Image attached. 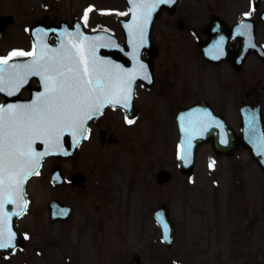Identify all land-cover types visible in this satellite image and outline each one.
I'll use <instances>...</instances> for the list:
<instances>
[{"label": "rangeland", "instance_id": "1", "mask_svg": "<svg viewBox=\"0 0 264 264\" xmlns=\"http://www.w3.org/2000/svg\"><path fill=\"white\" fill-rule=\"evenodd\" d=\"M180 1L206 4L217 0ZM0 3L6 11L13 12L17 17V23L7 25L6 35L0 38V55L7 54L10 42L17 41L20 33L17 28L21 23L20 12L23 7L50 9L59 17L69 18L84 15L85 8L93 5L85 26L88 29H106L121 37L122 30L118 18L127 15L120 14L127 13L123 0H0ZM101 9L115 11L102 12ZM155 23L156 21L154 26ZM189 48L187 42L184 49ZM180 62L188 71V66L194 64L195 59L191 58L190 54L187 56L183 53ZM263 80L264 76L260 74L251 82H258L260 85ZM188 85L193 86L194 82L191 81L185 86ZM226 100L225 105L220 104L214 108L224 113L229 123L237 130V104L233 106L232 94ZM137 104L144 105L140 101H137ZM144 108L143 106L140 116L142 131L134 133V153L128 155L120 152L119 160L107 159V153L102 154V158L95 155L89 158L90 163H97L99 174L112 178L111 181H88L85 190L81 191H70L65 187L57 190L45 178L48 177L46 168L52 161L46 159L43 162L40 173L27 182V210L15 220L16 229L28 234L25 236V244L5 256L0 254V264H133L135 253L140 259L138 264H160L157 259H150L147 252L150 246L153 252L165 256L161 264H195L199 259H183L182 246L184 236H187L189 239L186 244L192 253L194 239L205 230L203 226L206 224L199 222L197 212L211 215L212 211L216 210L220 211L221 215V210L227 211L233 216V220L245 214L242 212L245 209L242 191L236 186L239 181L234 180L235 174L240 175L245 154L239 152L233 158L212 159L208 145H202L194 165L195 179H183L177 169L174 153L177 135L175 119L166 111L159 118V122L156 121L155 128L160 131L162 126L165 134H168V139L164 140L167 143H163V149L159 151L157 145L153 147L148 139L145 140L147 121ZM162 110L165 111L166 107ZM81 155L87 156L83 152ZM161 156L163 161L160 160ZM210 161H214L211 168ZM162 163L172 171L173 179L160 185L156 183L154 175ZM256 177H263L259 180L262 191L253 193V203L256 205L251 211L260 212L259 217L263 214L264 220V176L256 174ZM53 197L71 205L72 216L68 221H49L46 204ZM161 203L166 204L176 228L174 242L168 248L161 243L159 230L152 218L153 209ZM186 216L188 218H185ZM230 222L232 223V220ZM228 227L226 226L227 229ZM253 231V245L247 249L248 258L235 257L233 254L234 258L226 264H264V221L261 233L257 234L256 228ZM258 250L260 260H257ZM208 255L211 257V250ZM250 255L254 258L251 259Z\"/></svg>", "mask_w": 264, "mask_h": 264}, {"label": "flooded vegetation", "instance_id": "2", "mask_svg": "<svg viewBox=\"0 0 264 264\" xmlns=\"http://www.w3.org/2000/svg\"><path fill=\"white\" fill-rule=\"evenodd\" d=\"M206 2L210 1L207 0ZM246 11H251L249 17L242 15ZM263 13L264 0H217L206 4L189 1L181 2L179 0L173 10L163 8L152 29V44L144 51V56L151 65L152 77L146 83L141 81L136 83L134 106L131 109L129 108L128 111L119 106L115 108L106 106L100 115L92 118L88 122L89 134L83 138L71 156L65 158L50 156L46 158L52 161L49 167L46 168L48 177L45 176V178L47 181H57V179L52 180V175L58 170L66 184L54 187L57 190L65 187L70 191H81L85 190L88 181H107L108 179L111 181L112 178L99 174V168L96 167L97 163L94 161L90 163L89 158L93 155L102 158L104 157L102 154L107 153V159L119 160L121 153L128 155L134 153L132 144H135V132L142 131L140 116L143 106L145 107L144 113L147 121L145 140L148 139L153 147L157 145L159 151L163 149L162 144L167 143L164 140L168 139V134H165L162 126H160L161 130L158 131L155 128V123L166 111L175 119L176 111L181 106L206 102L215 110L214 107L220 104L225 105L227 97L232 94V104L233 106L237 104V112L240 106L259 105L261 118L264 122V80L260 85H258V82H251L254 77L260 74L264 76ZM8 15H10L9 18H7ZM0 17L10 20L6 26L17 23L15 14L6 11L1 3ZM74 17L79 18L82 25L87 28L82 19L83 14L67 18L59 17L58 14L52 13L50 9L41 10L29 6L23 7L20 12L21 23L17 28V31L20 32L17 41L10 42L9 49L6 52L13 48L31 49L33 40L30 28L36 22L43 21L42 27L45 28L50 23H58L60 20L71 22ZM241 20H245L251 25L248 34L236 32V27ZM6 26L0 38L6 35ZM209 33L213 34L218 40L221 36L225 38L222 45L223 55L215 52V44L213 45V52L217 57L214 60L205 58L200 50V44L208 40ZM252 35L254 42H250ZM57 37L56 34H47L46 39L48 38L50 42H56ZM118 38L123 40L124 37L122 35ZM187 42L190 48L185 50L184 46ZM183 53H186L187 56L190 54L191 58L195 59V63L188 66V71L181 66L180 61ZM218 57L224 58L218 59ZM19 58L24 59L26 57ZM191 81L194 82L193 86H185L187 83L190 84ZM39 86L42 87L39 77H32L28 85L20 91V97L23 99L29 98L31 88H38ZM2 101L3 96L0 93V102ZM137 101L144 103V105L139 106ZM165 107L166 110L163 111L162 108ZM215 111L222 113L217 109ZM126 116L132 119L131 124L125 119ZM237 116V128H239V114ZM177 137L178 134L174 141L176 166ZM207 144L209 143L207 142ZM208 148L210 152H213L210 144ZM82 152L87 156H82ZM239 152L244 153L245 158L240 175L235 174L236 178L234 180L239 181L236 186H239L242 191L245 208L242 212L245 214L233 220V216L227 211L221 210V215L219 214L220 211L216 210H213L211 215L197 212L199 222L206 224L203 226L205 230L194 239L192 253L186 244L189 238L184 236L182 246L184 260L191 257L194 260L199 259L195 261V264L211 262L213 264H226L227 261L234 258L233 254H235V257L247 259V249L253 245V229L256 228L257 234L261 233L264 221L263 214L259 217L260 212L255 213L251 210L256 205L253 203L255 195L253 193L258 192V190L262 191L259 180L263 177L257 179L256 174L259 176L263 174L264 176V173L250 156V148L247 146H240L234 155L224 157L233 158ZM212 158L216 159V155L213 154ZM160 160L163 161L164 158L161 156ZM64 163L67 164L64 165ZM160 169L167 168L162 163L157 167V171ZM77 172L83 176L84 189H78L70 183L72 181L71 176ZM38 174L30 177L28 181ZM180 174L183 179H195L194 168L191 176ZM113 181L115 180L113 179ZM258 194L261 196L260 193ZM259 201H261V198H259ZM258 208L259 205L257 204ZM185 218H188V216ZM230 220H232V223ZM232 224H235V226H232ZM226 226H229L228 229ZM151 247L147 250L150 259H157L160 264L163 263L165 256L157 254L156 251L153 252ZM210 250L211 257L208 255ZM256 255L257 260H260L259 250ZM250 258L253 259L254 256L250 255ZM133 259L135 261L133 264H138L140 261L137 253L133 255Z\"/></svg>", "mask_w": 264, "mask_h": 264}, {"label": "snow or ice", "instance_id": "3", "mask_svg": "<svg viewBox=\"0 0 264 264\" xmlns=\"http://www.w3.org/2000/svg\"><path fill=\"white\" fill-rule=\"evenodd\" d=\"M128 2L127 13L120 14H131V19L125 23L132 45L131 67L101 56L100 47L119 48L120 45L103 33L90 35L82 31L79 24L75 30L65 27L55 46L46 42L47 31L40 28L31 49L13 48L0 55V92L11 96L32 76L39 77L42 85V90L27 101L0 102V249H15L12 217L26 211L28 200L24 186L31 175L38 174L43 158L49 154L67 153L64 146L66 133L71 135L73 144H78L89 134L88 122L100 115L106 106L131 107L137 77L151 79L148 66L139 58L140 47L148 41L152 13L160 3L171 0ZM93 7L89 5L84 10L85 24ZM242 15L249 17L251 11ZM250 29L251 25L241 20L236 32L248 34ZM224 39L221 36L214 45V51L220 55H223ZM19 57L27 59H16ZM125 119L129 124L133 122L127 116ZM211 120V113L205 110L190 113L183 122L186 135L178 146L177 155L186 163L192 134L202 135ZM249 131L258 151L264 152V131L257 132L254 115L249 122ZM37 141L43 143L42 150L37 148ZM213 164L214 161H210L209 167ZM9 205L13 207L10 209Z\"/></svg>", "mask_w": 264, "mask_h": 264}, {"label": "water", "instance_id": "4", "mask_svg": "<svg viewBox=\"0 0 264 264\" xmlns=\"http://www.w3.org/2000/svg\"><path fill=\"white\" fill-rule=\"evenodd\" d=\"M125 1L127 4V7L129 8L130 4H129L128 0H125ZM175 2H176V0H171L170 3L162 2L157 6L155 11L152 13V18H151V21L149 22V25H148V41L146 44H143L140 47V53H139V58L141 60H143L145 62V64L148 66V72L150 70V66H149L147 60L142 57V51L145 48H147L148 45L151 44L150 31L152 28V24H153L154 20L156 19L158 12L162 8L163 4L168 3L166 5V7L168 9H172V8H174ZM130 19H131V14L129 13L127 18H123L120 20L122 30L125 34V41L124 42H119L113 34L107 32V31L86 32L90 35H98V34L103 33L105 36H108L111 39L115 40V42L120 45L119 48L103 47L102 46L98 50L99 54L101 56H104V57H110L112 60L117 61L121 64H124L126 67H131L133 64L132 57L129 55V53L132 51V45L129 44V34H128L127 28L125 27L126 21H128ZM77 24H79V23L77 22ZM76 26L77 25L73 26L74 27L73 30H75ZM209 36H210L209 40L205 43H202L200 45V48L202 50L203 55L206 58L213 59L216 57H214V55L212 53V47L211 46H212V41L215 37H213L214 35L211 33H209ZM210 53H212V54H210ZM221 58H223V57H221ZM139 78L144 79L142 76L137 77V79H139ZM134 85H135V83H134ZM32 96H33V92H32ZM17 101L23 102V101H27V100H20V99H18L17 96H13V97H7L6 96V99L4 102L13 103V102H17ZM132 101H133V98H132ZM205 110L207 112L211 113L212 120L210 121V126L203 132L202 135L192 134L191 148L189 150L188 162L186 163L180 156H178V166H179L180 171L183 173H188V174L191 173L193 159H194V153L196 151V148L198 147V145L200 143L205 142V141L211 142L214 151L218 155H221L223 153H232L234 151V148L239 146L240 144L250 145L251 147H253V149H251L252 157L260 164V166L264 170V152L258 151L256 144H254L252 141L250 131H249V122H250L251 118L253 117V115L255 116V119H256L257 132L264 131V123L262 122L260 110H259V108H257V106H256V109L254 107L253 108H250V107H241L240 108L241 133L239 135H236L233 132L232 128L227 124V122L225 121V119L223 118L222 115L214 113V111L211 109V107L206 103H200V104H195V105H192V106H189L186 108H181L178 110V113H177V126H178V130H179V145L185 139L186 134L183 131L182 124L187 119L188 115L190 113H200V112H203ZM78 144H73L71 135L66 133L65 138H64V146L68 150L67 153H54V154H49V155L67 156V155L73 153V151L75 150V148ZM43 147H44L43 143L40 141H37V148L42 150ZM49 155H47V156H49ZM170 178H171V173L167 170H164V169L159 170L156 174V180L158 183L166 182ZM72 179H74L73 184H77L78 186H83V181H82L83 177L80 174L72 175ZM52 182L59 184L62 181H52ZM26 199H27V197H26ZM47 206H48L50 220L53 221L56 219H63V220L68 219L71 209L69 206L60 202L58 199L50 200L48 202ZM12 207H13L12 205H9L10 209ZM18 216H20V215L14 214L12 217L13 230L16 232L15 248L18 246H22L24 243V235L18 233V231L14 227V220ZM154 218L157 222V225L160 228L164 243L167 246H170L172 241H173V238H174V226H173V223H172V221L168 215V211H167L164 204H162L161 206H159L158 208H156L154 210ZM11 251H13L12 248L0 249V252H2L3 254H5L7 252H11Z\"/></svg>", "mask_w": 264, "mask_h": 264}]
</instances>
